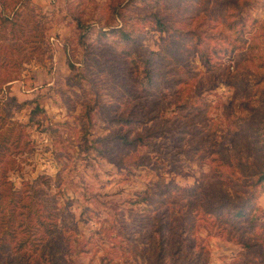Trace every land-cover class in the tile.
Masks as SVG:
<instances>
[{
    "label": "rangeland",
    "instance_id": "374dc122",
    "mask_svg": "<svg viewBox=\"0 0 264 264\" xmlns=\"http://www.w3.org/2000/svg\"><path fill=\"white\" fill-rule=\"evenodd\" d=\"M121 1L33 0L50 22V53L42 61L26 65L9 86L10 95L29 102L22 109L12 108L11 116L27 123L33 143L32 152L16 157L17 167L9 172L11 180L19 187L22 178L45 175L51 192L63 190L57 194L59 226L69 237L67 248L74 264H264V192L257 197L260 209L255 211L262 226L253 235H242L252 244L250 248L243 245L238 233L212 227L211 217L189 223L179 219L176 212L193 211L200 204L183 198L167 214L171 222L164 229L163 257L157 259L143 215L147 207L160 203L171 181L206 186L215 149L235 156L240 147L244 157H255L247 142L254 136V125L245 123L240 132L229 120L242 113L241 103L246 99L264 103V0H238L245 6L242 13L246 19L236 29L229 27L234 19L226 24L222 18L232 11V5L199 0L193 15L196 19L177 24L182 30L193 29L196 35L194 40H184L185 47L175 56L180 70L173 72L187 81L184 92L176 84L162 83L146 101L138 103L127 97L132 80L127 65L119 66L114 54L97 41L95 32L122 22L113 10ZM180 1L167 0L168 7L173 9ZM187 12L175 13L179 18ZM89 28L94 30L84 41L82 36ZM135 28L143 29V46L160 48L164 32L147 23ZM239 29L241 40L235 32ZM198 37L208 45L207 50L219 52L210 67L203 63L202 47L192 51ZM233 46L237 49L230 55ZM166 47L170 45L165 43ZM78 78L81 84L76 82ZM188 93L207 103L194 118H189L188 111H179L178 102ZM127 99L134 120L121 126L113 118ZM201 102L194 99V104ZM35 104L43 111L30 119ZM85 106L92 108L90 121ZM228 110L230 117L226 116ZM190 120L201 130L197 135L180 129ZM115 132L129 137L141 133L148 143L136 150L125 149L111 138ZM103 136L107 139L99 143L102 154H98L91 140ZM260 138L264 139V129ZM57 172L59 180H55ZM179 243L188 245V251H177Z\"/></svg>",
    "mask_w": 264,
    "mask_h": 264
},
{
    "label": "trees",
    "instance_id": "16d2710c",
    "mask_svg": "<svg viewBox=\"0 0 264 264\" xmlns=\"http://www.w3.org/2000/svg\"><path fill=\"white\" fill-rule=\"evenodd\" d=\"M221 3L223 6H233L231 12L223 14V22L227 24L231 18L234 19L229 22L232 29L244 24L246 16L242 13L245 8L243 4L238 0H222ZM197 5L199 0H181L170 9L167 0H122L113 8L122 18V22L106 30H95L97 41L114 54L119 66L127 65V75L132 79L127 97L133 98L135 103L146 101L162 83L166 86L176 84L177 89L182 91L183 84L187 81L181 77L177 78L179 72H173L180 70L175 56H179L180 48L185 47L184 40H194L196 35L193 29L182 30L177 24L181 20L194 21L197 17L193 18L196 13L194 9ZM178 10H187V15L182 14L178 18L175 13ZM78 20V24L83 25L81 22H84ZM142 23L150 24L157 31L165 33L164 37L161 36L162 44L157 50H149L142 45L141 40L146 38L141 36L144 35L143 29L135 28ZM49 28L48 16L33 0H0V94L3 92V95H0V264H74L67 248L69 237L59 226L57 194L63 190L59 188L58 192H51V184L45 175H39L32 180L22 178L19 187L15 186L9 176V172L17 167L16 157L33 151L27 123L11 116L12 108L22 109L29 102H20L16 96L10 95L9 86L20 77L26 65L33 61H42L50 53ZM93 30L94 28H89L82 40L85 41ZM261 30H264V26ZM235 32L237 39L241 40V30ZM244 41L246 42L245 39ZM165 43L170 45V48H165ZM193 46L192 51L202 47L199 49L201 58L208 67L216 63L218 50L210 52L207 50L208 45L202 44L200 40L194 42ZM235 49L236 46H233L229 52L227 48H224V51L231 55ZM241 80L244 81V78ZM76 82L81 84L79 78ZM194 99L201 100V104H194ZM128 101L127 99L120 103L121 110L116 112L113 118L121 126L134 120L132 111L129 112ZM205 104L206 101L189 93L178 102L179 111H188L189 118H194L198 111L204 110ZM241 105L242 113L233 116L229 123L240 132L239 128L245 123L251 122L254 125V136L250 141L249 136L247 142L255 157H244L240 147L237 148L239 151L235 156H228L221 149H215L210 160L214 167L210 171V180L206 186L179 185L173 181L167 183L163 192L165 196L159 199L160 203L150 205L143 213L148 220L144 224L148 225L147 235L155 246L157 259L163 257L164 229L171 222L167 214L170 207L178 204V200L183 198L188 201H200V204L197 203L193 211L182 210L183 214L181 211L176 212L180 216L179 219L189 223L202 216L211 217L212 227L238 233L239 240L245 247L252 246L242 239V235H253L255 230L262 226L255 211L260 209L256 202L257 197L264 192V139L260 138V131L264 129V103L260 101L258 104L255 99H246ZM85 107L88 117L86 120L90 121L92 108L90 110L88 106ZM37 111L43 110L35 104L30 110L29 118L31 119ZM231 114L228 110L226 116L230 117ZM256 122L258 124H255ZM182 125L180 129L191 135H197L201 131L191 120L183 122ZM143 136L137 133L129 137L127 133L115 132L111 138L116 139L125 149L136 150L147 145L148 142ZM104 139H107L106 136L91 140L98 154H102L99 143ZM60 178L57 172L55 180ZM163 205L165 208L159 211V206ZM187 248L189 246L186 244L177 245V251L183 249L187 252Z\"/></svg>",
    "mask_w": 264,
    "mask_h": 264
}]
</instances>
